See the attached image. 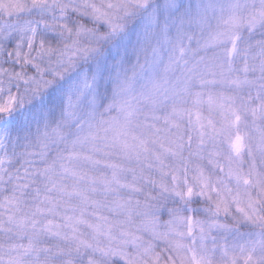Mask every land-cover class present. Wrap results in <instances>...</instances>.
Instances as JSON below:
<instances>
[{"label": "snow or ice", "instance_id": "1", "mask_svg": "<svg viewBox=\"0 0 264 264\" xmlns=\"http://www.w3.org/2000/svg\"><path fill=\"white\" fill-rule=\"evenodd\" d=\"M0 264H264V0H0Z\"/></svg>", "mask_w": 264, "mask_h": 264}]
</instances>
